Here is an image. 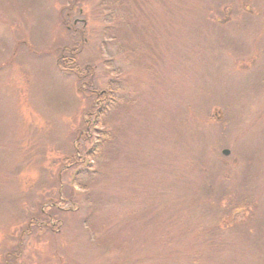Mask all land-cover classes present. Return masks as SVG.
<instances>
[{
    "label": "rangeland",
    "instance_id": "obj_1",
    "mask_svg": "<svg viewBox=\"0 0 264 264\" xmlns=\"http://www.w3.org/2000/svg\"><path fill=\"white\" fill-rule=\"evenodd\" d=\"M0 264H264V0H0Z\"/></svg>",
    "mask_w": 264,
    "mask_h": 264
},
{
    "label": "trees",
    "instance_id": "obj_2",
    "mask_svg": "<svg viewBox=\"0 0 264 264\" xmlns=\"http://www.w3.org/2000/svg\"><path fill=\"white\" fill-rule=\"evenodd\" d=\"M64 24V23H63ZM67 47H63L62 50L59 51V55L57 57L56 60V64L57 67L59 68L60 71L62 72H66L69 74L74 75L77 78V81L81 82L79 89L81 91H84L86 93H88L89 95H92V93L94 94V100H95V104L98 107H93L96 108L95 111L93 113H91L90 111L86 112L85 115L91 116V114H93L94 116V120L96 122V127H95V133L96 135V143L95 146H92L90 149H88L86 151V153L84 155H82V157H84V159L87 161H93L94 159H98L99 156H96L100 151L102 152V146L106 144H108V142L111 140L110 137L113 136L112 131L106 127L101 128V126L103 125V119L104 117L110 112L111 107L114 106L118 101H120L121 99V95H119V97H115L114 93L115 91H118V87L114 86L112 84H109L107 89L97 93V92H93L90 89H86L90 83H92L91 78H89L92 75L93 70L91 69V67H88L85 70H81L77 65H76V55L79 53V49L77 47H73V48H69L66 49ZM89 75L88 77V81H84V77ZM86 84L87 87L82 88V85ZM87 118V117H86ZM85 122H87L85 120ZM84 130H87V132L90 130L89 126H86V123H84ZM85 136V135H84ZM79 139H81V136L78 137ZM101 148V149H100ZM77 152H80L79 148H77ZM62 160V167H66V169H64L62 172L59 173L58 178H61L62 180V176H63V172H65L67 169H69L72 166H81V170L88 172V166H83L82 164L85 162L82 161L81 157L76 156V153L74 152V154H67L66 156H63ZM69 167V168H67ZM91 167V165H90ZM79 169V170H80ZM79 170H77V172L75 173L76 175L74 176V181L76 182H80V173ZM90 171H93L90 169ZM82 175V174H81ZM88 180V182H92L89 181L90 179H86ZM75 182V183H76ZM81 186L80 188L85 189L86 188V184H78V186ZM52 208H54L52 206ZM51 210V208H49ZM55 209V208H54ZM36 213H32L31 215H29L26 219H27V224H26V228L23 230V232L26 231H30L32 227L37 228L38 230H45V229H50V227H48L49 224H47V219L50 218V216H52L51 218H53L52 213L47 215L46 217V221L44 219L45 212H43V210H40L39 207H36L35 209ZM55 218V217H54ZM53 218V219H54ZM56 219V218H55Z\"/></svg>",
    "mask_w": 264,
    "mask_h": 264
},
{
    "label": "water",
    "instance_id": "obj_3",
    "mask_svg": "<svg viewBox=\"0 0 264 264\" xmlns=\"http://www.w3.org/2000/svg\"><path fill=\"white\" fill-rule=\"evenodd\" d=\"M222 153H223L224 155H227V154L229 153V151H228L227 149H224V150H222Z\"/></svg>",
    "mask_w": 264,
    "mask_h": 264
}]
</instances>
